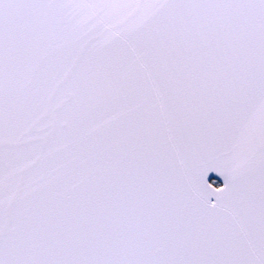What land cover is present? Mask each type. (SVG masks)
Instances as JSON below:
<instances>
[{"label": "snow or ice", "instance_id": "6c2138e0", "mask_svg": "<svg viewBox=\"0 0 264 264\" xmlns=\"http://www.w3.org/2000/svg\"><path fill=\"white\" fill-rule=\"evenodd\" d=\"M0 264H264V0H0Z\"/></svg>", "mask_w": 264, "mask_h": 264}]
</instances>
